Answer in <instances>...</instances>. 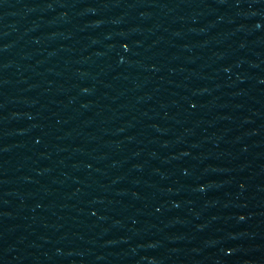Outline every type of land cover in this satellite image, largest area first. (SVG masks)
Here are the masks:
<instances>
[{
  "label": "water",
  "instance_id": "95a60500",
  "mask_svg": "<svg viewBox=\"0 0 264 264\" xmlns=\"http://www.w3.org/2000/svg\"><path fill=\"white\" fill-rule=\"evenodd\" d=\"M0 264H264V0H0Z\"/></svg>",
  "mask_w": 264,
  "mask_h": 264
}]
</instances>
